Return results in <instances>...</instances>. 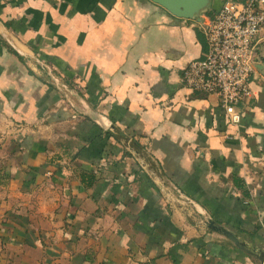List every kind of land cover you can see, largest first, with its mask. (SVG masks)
Wrapping results in <instances>:
<instances>
[{
	"label": "crops",
	"instance_id": "0c3cea01",
	"mask_svg": "<svg viewBox=\"0 0 264 264\" xmlns=\"http://www.w3.org/2000/svg\"><path fill=\"white\" fill-rule=\"evenodd\" d=\"M199 24L152 0H0V264H264L195 208L264 251V53L231 124L180 82Z\"/></svg>",
	"mask_w": 264,
	"mask_h": 264
},
{
	"label": "built area",
	"instance_id": "2783aa9c",
	"mask_svg": "<svg viewBox=\"0 0 264 264\" xmlns=\"http://www.w3.org/2000/svg\"><path fill=\"white\" fill-rule=\"evenodd\" d=\"M199 25L206 37L204 51L188 60L180 82L215 96L227 121L238 124L240 104L251 93L264 53V0H223Z\"/></svg>",
	"mask_w": 264,
	"mask_h": 264
},
{
	"label": "water",
	"instance_id": "95a60500",
	"mask_svg": "<svg viewBox=\"0 0 264 264\" xmlns=\"http://www.w3.org/2000/svg\"><path fill=\"white\" fill-rule=\"evenodd\" d=\"M159 5L163 6L167 10H169L172 14L180 17L193 18L198 22L203 21L202 13L206 11L211 4H213V0H152ZM261 70L264 72V64H259ZM76 97L80 101L81 105L75 106L76 110L80 112L82 115L87 116L88 118L96 121L99 125L106 127V117L92 109L89 104H87L84 99L76 93ZM113 128V125H110ZM197 210H199L202 222L211 230L222 233L227 236L236 246L244 249L249 254L256 256L260 261L264 262V251L257 247H254L250 244L249 240H246L241 234L237 231L233 230V228L227 227L221 223L216 222L213 217L205 211H202L198 207L195 206Z\"/></svg>",
	"mask_w": 264,
	"mask_h": 264
},
{
	"label": "trees",
	"instance_id": "16d2710c",
	"mask_svg": "<svg viewBox=\"0 0 264 264\" xmlns=\"http://www.w3.org/2000/svg\"><path fill=\"white\" fill-rule=\"evenodd\" d=\"M65 80H66V82L69 85L72 83V81H70V80H67V79H65ZM193 95H194V97H203V98H207L208 97L206 94L199 93V92H193ZM85 118L88 119L87 117H85ZM116 129H117L116 131H118V133H119V131H121V129H119V127H116ZM107 133L109 135L114 136L115 138L117 136H120V134H114L112 130L107 131ZM139 167H141V166H139ZM159 167L161 168V166H159ZM94 178H95L94 171H89V170H82L81 171V179H82V181L85 182V185L92 184L94 182V180H95Z\"/></svg>",
	"mask_w": 264,
	"mask_h": 264
},
{
	"label": "rangeland",
	"instance_id": "374dc122",
	"mask_svg": "<svg viewBox=\"0 0 264 264\" xmlns=\"http://www.w3.org/2000/svg\"><path fill=\"white\" fill-rule=\"evenodd\" d=\"M43 73V72H42ZM55 83H57L58 84V86H60V87H69V85H68V83L66 82V80H62V79H56V80H54V84ZM66 85H68V86H66ZM69 92V91H68ZM185 209L186 210H190L191 208H189L188 206H185Z\"/></svg>",
	"mask_w": 264,
	"mask_h": 264
}]
</instances>
